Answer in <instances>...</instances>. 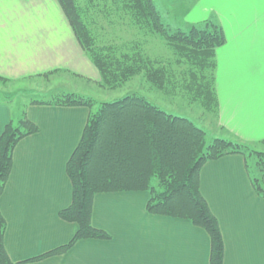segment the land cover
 <instances>
[{"label": "crops", "instance_id": "obj_1", "mask_svg": "<svg viewBox=\"0 0 264 264\" xmlns=\"http://www.w3.org/2000/svg\"><path fill=\"white\" fill-rule=\"evenodd\" d=\"M26 1L18 0V10L11 11L9 4L0 0V75L9 79L8 83L55 74L101 81L99 70L61 11L66 27L59 28L51 13L42 11L40 0H30L33 5L25 9ZM213 1L210 12L216 14L226 36V42L216 50L215 127L221 137L248 145L261 143L264 0H249L247 6L245 0ZM218 2L224 10H218ZM201 14L195 16L197 20L188 17L185 28H179L194 25ZM26 16L29 20L24 21ZM88 69L91 77L84 72ZM27 109L28 118L39 131L16 145L13 168L0 196V211L6 220L5 247L13 262L210 263L207 231L187 219L149 213L147 191L97 194L92 223L107 231L110 238L80 239L64 252L36 258L69 243L77 231V224L64 220L60 211L72 202L67 162L81 139L90 110L52 104H31ZM16 111L13 104L0 98V136L5 126L15 121ZM200 188L219 220L223 264H264V197L252 183L245 155L231 153L207 161L200 170Z\"/></svg>", "mask_w": 264, "mask_h": 264}, {"label": "trees", "instance_id": "obj_2", "mask_svg": "<svg viewBox=\"0 0 264 264\" xmlns=\"http://www.w3.org/2000/svg\"><path fill=\"white\" fill-rule=\"evenodd\" d=\"M59 2L81 47L99 70L103 86L118 87L144 74L164 90L170 82L168 61L184 64L187 68L183 88L202 98V105L216 115V50L226 42L218 23L208 19L187 29L173 28L163 21L155 0ZM100 13L108 24H115L114 15L119 23L127 19L128 27L138 31L139 38L122 40V44L112 38L101 40L97 33ZM148 35L160 36L170 48L174 61L162 55L146 54ZM8 80L0 75V83ZM31 104L85 106L90 110L81 139L67 162L72 202L60 211L64 220L77 224V231L69 243L36 258L64 252L80 239L110 238L107 231L92 223L97 194L147 191L149 213L187 219L205 229L211 240L209 264H223L224 239L219 220L200 188L202 166L209 160L241 153L246 157L255 189L264 197V151L221 137L207 144L206 131L191 119L169 113L144 96L132 94L101 102L96 110L93 98L77 93H64L47 102L32 100ZM23 115L17 122L10 121L0 136V196L13 168L16 145L39 131V126L26 113ZM253 154L257 159V173L249 164ZM5 230L6 220L0 211V264H16L5 247Z\"/></svg>", "mask_w": 264, "mask_h": 264}, {"label": "rangeland", "instance_id": "obj_3", "mask_svg": "<svg viewBox=\"0 0 264 264\" xmlns=\"http://www.w3.org/2000/svg\"><path fill=\"white\" fill-rule=\"evenodd\" d=\"M5 1L7 5L9 4L8 8L11 11L13 9L18 10V6L20 5L18 0ZM29 1L30 0L26 1L27 4H24L23 7L25 9L33 5ZM78 1L87 3L85 2L86 0ZM155 1L157 8H159V11L162 13L163 21L173 28H179L180 26L185 28L184 22L188 21V17L197 20L195 16L201 13L203 14L198 17V21L194 23L195 25H200L208 19L217 23L216 18L218 17H216V14L213 12H210L211 7L215 4L213 0ZM248 2L249 0H245L244 5L247 6ZM40 4L43 12L49 11L52 18H55V27H66L64 19L70 24L59 0H40ZM217 8L219 11L224 10L223 3L218 2ZM5 11H7V8H5ZM60 11L64 19L61 16ZM184 17H186V19H184ZM113 18L115 24H108V20L104 18L103 14H99L98 19L100 23L97 27V33L100 34L101 40L112 38L115 43L122 44V40L127 42V40H131L133 37H135V39L139 38L140 35L138 31L128 27L127 19H123L121 20V23H119L120 21L115 15ZM23 20L27 21L29 20V17H23ZM189 25L192 24H188V26ZM166 45V42L160 36L148 35L147 43L145 45L146 50L144 49V51L146 54H151L152 57L154 55H162L163 58L168 57L174 61L173 54L170 48ZM167 68L170 73V82L167 84V89L165 88L164 90L157 88L144 74L137 75L122 85L114 88H110L107 85L103 86L100 81L95 82L85 78H76L70 74H55L45 78L37 77L32 80L0 83V98L7 100L14 105L15 110H17L15 115V122H17L24 116V113L27 115V108L31 105L32 100L47 102L64 93H75L74 90H78L81 95L93 98L95 100V110L98 109L101 102L115 101L124 96L135 94L144 96L169 113L191 119L196 125L206 131L207 144L213 142L215 138L221 137L218 133V130L220 131V129L215 127L218 124L215 115L202 105V98L192 95L182 86V82H184L185 78L184 70L187 67L184 64L177 65L172 61H168ZM84 72L87 77H91L92 72L90 69L85 70ZM249 147L252 148V150L264 151V144L261 143H252ZM256 160L254 154L250 155L249 164L252 171L255 173H257L258 170Z\"/></svg>", "mask_w": 264, "mask_h": 264}]
</instances>
